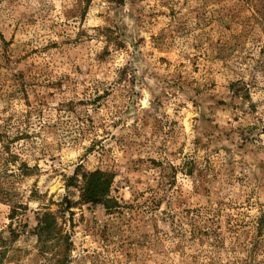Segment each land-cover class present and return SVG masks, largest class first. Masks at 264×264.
Here are the masks:
<instances>
[{"label":"rangeland","instance_id":"obj_1","mask_svg":"<svg viewBox=\"0 0 264 264\" xmlns=\"http://www.w3.org/2000/svg\"><path fill=\"white\" fill-rule=\"evenodd\" d=\"M0 250L264 264V0H0Z\"/></svg>","mask_w":264,"mask_h":264},{"label":"trees","instance_id":"obj_2","mask_svg":"<svg viewBox=\"0 0 264 264\" xmlns=\"http://www.w3.org/2000/svg\"><path fill=\"white\" fill-rule=\"evenodd\" d=\"M85 187L82 192V198L86 202L98 203L110 209L117 206V200L110 195L113 176L101 170L92 171L86 175ZM51 213L44 212L39 217V236H44L43 233H49L51 237L55 233V226L50 221ZM7 259L4 251L0 250V264Z\"/></svg>","mask_w":264,"mask_h":264}]
</instances>
